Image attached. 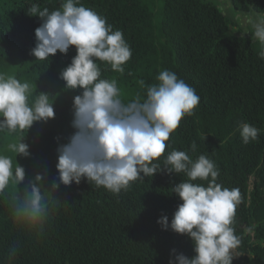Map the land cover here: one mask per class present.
I'll list each match as a JSON object with an SVG mask.
<instances>
[{
    "label": "trees",
    "instance_id": "obj_1",
    "mask_svg": "<svg viewBox=\"0 0 264 264\" xmlns=\"http://www.w3.org/2000/svg\"><path fill=\"white\" fill-rule=\"evenodd\" d=\"M229 1L233 15L213 0H79L77 6L104 18L129 45L132 54L123 73L96 61L100 79L116 80L125 102L138 95L143 100L147 86L158 83L156 76L163 70L175 72L195 89L198 105L181 119L156 162L163 166L173 150L185 151L193 161L199 155L212 160L219 171L217 183L240 193L231 225L240 240V255L232 264H264V59L258 55V41L234 28L237 13L260 14L264 0ZM63 2L0 0V73L28 82L33 88L30 102L39 92L54 100L55 117L35 122L25 133L30 156L16 157L7 150L8 143L18 142L17 133H0V155L9 156L13 168L17 160L25 169L21 192L37 173L44 174L45 187L58 181L56 149L74 132L73 97L82 90L66 89L59 74L77 54L76 48L35 60L31 49L41 19L27 12L33 4L49 12L62 10ZM242 122L260 130L257 140L242 142ZM187 179L184 173L162 167L119 194L83 179L80 184H61L54 193L58 206L39 235L17 226L8 199L0 198V264H169L172 249L192 257V239L163 230L157 222L163 215L171 221L182 203L172 188ZM191 182L205 187L208 183ZM12 246L17 253L10 262Z\"/></svg>",
    "mask_w": 264,
    "mask_h": 264
},
{
    "label": "clouds",
    "instance_id": "obj_2",
    "mask_svg": "<svg viewBox=\"0 0 264 264\" xmlns=\"http://www.w3.org/2000/svg\"><path fill=\"white\" fill-rule=\"evenodd\" d=\"M78 4L79 0H64L62 10L51 12L33 4L27 11L41 19L35 29V47L31 49L35 60H48L58 50L67 54L69 47L75 46L77 54L59 75L66 89L82 91L73 97L74 132L67 143H58L56 149L58 181L45 187L44 174L37 173L21 192L18 186L25 181V169L17 160L13 168L12 159L0 155V198L8 199L13 222L39 235L58 206L60 199L54 193L61 184H80L83 179L119 194L127 191L131 182L153 177L163 167L169 173H184L188 179L172 188L182 203L171 221L163 215L157 222L163 230L189 236L195 252L188 257L172 249L169 264H232L233 258L240 255L236 252L240 240L231 226L240 202L239 190L217 183L219 171L205 155L193 161L185 151L173 150L164 158L163 166L156 162L181 119L192 115L198 105L200 98L195 89L175 72L163 70L156 76L158 83L147 86L143 100L138 95L125 102L116 80L100 79L96 61L123 73L131 49L121 31H113L104 18ZM249 24L250 31L246 33L258 41V55L264 59V17L250 19ZM32 96L33 88L28 82L0 73V133L19 135L18 142L7 144V150L16 157L31 155L24 137L33 124L55 117L49 93L39 92L30 102ZM238 131L244 144L257 140L260 133L244 122ZM196 149L193 142L191 151ZM197 179L208 181L207 186L191 182ZM16 253V246H12L10 262Z\"/></svg>",
    "mask_w": 264,
    "mask_h": 264
},
{
    "label": "flooded vegetation",
    "instance_id": "obj_3",
    "mask_svg": "<svg viewBox=\"0 0 264 264\" xmlns=\"http://www.w3.org/2000/svg\"><path fill=\"white\" fill-rule=\"evenodd\" d=\"M259 17H264V11L260 14H251V15H248V13H237L236 18L238 23L234 25V28L236 29V33L239 35L250 37L252 41L257 42L251 37V33H246V32L250 31L249 20Z\"/></svg>",
    "mask_w": 264,
    "mask_h": 264
},
{
    "label": "rangeland",
    "instance_id": "obj_4",
    "mask_svg": "<svg viewBox=\"0 0 264 264\" xmlns=\"http://www.w3.org/2000/svg\"><path fill=\"white\" fill-rule=\"evenodd\" d=\"M215 3L219 4L220 7L224 8L230 15L234 14V10L229 0H213ZM253 180V177L251 178Z\"/></svg>",
    "mask_w": 264,
    "mask_h": 264
},
{
    "label": "water",
    "instance_id": "obj_5",
    "mask_svg": "<svg viewBox=\"0 0 264 264\" xmlns=\"http://www.w3.org/2000/svg\"><path fill=\"white\" fill-rule=\"evenodd\" d=\"M225 13V12H224Z\"/></svg>",
    "mask_w": 264,
    "mask_h": 264
}]
</instances>
